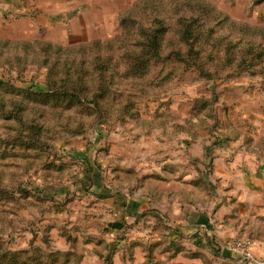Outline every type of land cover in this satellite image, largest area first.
Listing matches in <instances>:
<instances>
[{"label": "rangeland", "instance_id": "374dc122", "mask_svg": "<svg viewBox=\"0 0 264 264\" xmlns=\"http://www.w3.org/2000/svg\"><path fill=\"white\" fill-rule=\"evenodd\" d=\"M117 3L104 39L51 46L0 33V253L43 264H177L179 254L211 264L156 205L120 217L165 179L161 148L189 161L197 142L209 154L233 144L264 162V0ZM186 24L197 54H184ZM184 174L170 181L209 184Z\"/></svg>", "mask_w": 264, "mask_h": 264}, {"label": "crops", "instance_id": "0c3cea01", "mask_svg": "<svg viewBox=\"0 0 264 264\" xmlns=\"http://www.w3.org/2000/svg\"><path fill=\"white\" fill-rule=\"evenodd\" d=\"M117 4V0H0V33H7L12 40L41 39L59 46L104 39V34L110 36L114 31ZM223 146L214 147L209 154L197 142L190 146V162L184 155H168L165 147L161 148L160 173L165 179L150 183L149 196L134 194L128 200V215L120 218L134 220L136 208L156 205L178 226L184 237L182 244L206 254L211 264H242L226 248V243L236 237L251 239L253 252L264 257V162L233 144ZM184 161L190 168L167 170L168 164ZM200 173L208 179V186L192 180L170 181L179 174L192 178ZM114 201L110 202L118 204ZM176 260L177 264H204L200 258L182 254Z\"/></svg>", "mask_w": 264, "mask_h": 264}, {"label": "trees", "instance_id": "16d2710c", "mask_svg": "<svg viewBox=\"0 0 264 264\" xmlns=\"http://www.w3.org/2000/svg\"><path fill=\"white\" fill-rule=\"evenodd\" d=\"M193 20V19H191ZM189 20V21H191ZM189 21H185L184 23H187ZM160 28H156L154 31H150L149 33H151L152 37H151V41L149 43H153L154 45L158 42V38L160 33ZM178 34L180 35L181 39L185 42L186 45H188L189 47L187 48V51L184 52V54L186 55H190L192 53L197 54V51H194V43H196L197 39H198V32H196L193 28H192V24H186L185 26H183L179 31ZM51 44V43H49ZM53 44H51L52 46ZM50 46V45H47ZM25 47H28L27 45ZM180 54H182V52H179ZM184 65L189 68V67H196L197 70H199V72L201 74L204 73V68L197 63V61H194V59L192 57H188L187 61H185ZM22 252H8V251H4L3 253H0V260L4 261L5 264H43L39 261H35L34 257H27L25 260L22 259L21 257ZM58 254V253H57ZM38 256V255H37ZM36 256V258H37Z\"/></svg>", "mask_w": 264, "mask_h": 264}, {"label": "built area", "instance_id": "2783aa9c", "mask_svg": "<svg viewBox=\"0 0 264 264\" xmlns=\"http://www.w3.org/2000/svg\"><path fill=\"white\" fill-rule=\"evenodd\" d=\"M226 248L237 255L242 264H264V257L253 252L252 241L247 237H236L226 243Z\"/></svg>", "mask_w": 264, "mask_h": 264}]
</instances>
